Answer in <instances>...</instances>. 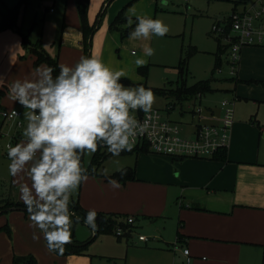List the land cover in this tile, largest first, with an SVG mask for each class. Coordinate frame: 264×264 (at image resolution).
<instances>
[{"label": "crops", "instance_id": "crops-1", "mask_svg": "<svg viewBox=\"0 0 264 264\" xmlns=\"http://www.w3.org/2000/svg\"><path fill=\"white\" fill-rule=\"evenodd\" d=\"M131 1L133 0H111V3L105 5L107 0H89L87 20L90 26L95 23L99 11L105 6L101 22L92 36L90 54L101 58L114 70L118 65H114L108 49L113 48V43L116 44L118 35L121 34L118 30H110V23L126 5H129L126 13L130 15L134 6L143 3L150 10L153 3V0ZM60 2L63 21L58 37L57 60L59 65L72 66L84 56L77 0ZM49 10L54 12L52 7ZM128 25H121V28ZM126 37L121 45L124 50L131 46V38L129 35ZM139 45H144L142 40H139ZM25 51L20 35L11 30L0 32V76L5 79V83L0 86L4 93L0 99V110L18 105L9 98L8 85L16 79L32 78L35 56L27 53L21 59L20 56ZM130 52L134 55V51ZM125 64L130 70L131 63ZM124 74L122 78L140 83L132 81L128 72ZM262 97L264 96L259 98ZM208 109L207 113L220 115L219 107ZM136 149L138 151L120 154L129 156L121 165L133 167L135 179L144 181L150 191L155 192L157 188H161L166 192L173 191L176 196L174 207L168 213L169 221L175 227V240L168 242L159 234V243L155 247V251H158L157 258L144 264H264V120L234 115L229 143L225 148L226 161H218L213 157L174 158L153 154L148 149ZM131 157L136 159L134 166H131ZM101 177L103 183L102 180L88 179L82 184L78 203L86 210L134 216L131 232L124 236L125 243L130 245L138 217L148 218L152 223L159 221L165 197H156L149 202V207H145V200H139L134 193L121 190V185L124 189L127 188L126 183H119V188H113L108 183L110 176L101 175L100 179ZM82 225L88 232L78 235L79 237L76 236L74 226V237L80 242L94 235L87 225ZM34 233L39 237L38 240L33 239ZM98 237L99 235L92 242ZM115 237L117 241L122 240L121 237ZM102 240L110 242L109 239ZM184 249L189 251V262L183 253ZM28 255H32L37 264H100L105 256L99 249H86L82 254H55L48 250L43 234L31 225L29 214L18 209L4 210L0 213V264H13L14 256Z\"/></svg>", "mask_w": 264, "mask_h": 264}, {"label": "rangeland", "instance_id": "rangeland-1", "mask_svg": "<svg viewBox=\"0 0 264 264\" xmlns=\"http://www.w3.org/2000/svg\"><path fill=\"white\" fill-rule=\"evenodd\" d=\"M19 1L0 0V19L1 14L6 13L7 9L16 7ZM254 1L188 0L184 2L182 0H168L167 6L163 7L161 6V0H157L156 5L155 0H153L150 10L143 3L138 4L133 9L136 15L161 19L168 26L169 31L163 37L152 36L150 40L139 39L143 41V46L139 45V40L131 39V46H128L127 50L121 48L127 37L122 38L118 35L116 44L113 43V48L108 49V51L113 57L114 65H118L116 70L128 72L132 81L143 83L138 86L145 87L146 85L162 90V92L165 91V95L154 92L155 103L153 108L162 111L167 108L170 109V114H165V116L181 124L182 131L180 135L183 137H190L193 131L196 119L191 111L194 104H198V101L195 100V96L190 94H180V97L176 95L175 92L181 86V83H185L188 87L198 81L212 78L210 83L212 91L201 95V106L203 108L215 109L219 107L221 101L227 99L234 102V115L247 119L256 117L264 120V97L259 98L264 96V46H245L239 54L240 60L234 75L230 71L228 49L224 52L221 51V64L218 69L214 70V53L218 44L221 46L226 41L223 37H220L219 32L213 31V25L223 24L232 11H242L244 7L249 8ZM51 7L54 12H50L49 8ZM62 21L60 0H55V2L54 0H28L26 5L20 4L18 7L17 26L30 39L39 40L41 47L51 56H56L59 49L58 37ZM125 24H127V21ZM6 30L18 34L12 29H5L0 32L3 33ZM146 46L154 49V54L150 57L144 54ZM130 51H134V55ZM25 55L27 56L26 51L20 58L23 59ZM181 57L187 58L182 76L179 69ZM138 58L145 60L146 63L143 66L134 64ZM119 61L124 62L119 63ZM125 63H131V66L129 65L130 70ZM138 68L144 70L145 74L142 75ZM254 99H262V101L258 100V102ZM5 109H15L20 114L18 119H24L23 121H25L24 112L26 110L19 103L14 107ZM25 123L27 124V121ZM22 133L23 129H18L14 121H4L0 116V197H9L18 201H22L19 200L20 191L16 182L18 177H13L9 173L10 160L7 156V144L13 138V146L21 142L24 139ZM91 158L92 154H85L82 165L89 167ZM127 159H129V156L111 155L100 165L93 168V174H88V179L100 181L102 180V177L100 179L101 175L112 176L114 172L126 167L121 164ZM131 160V166H134L136 159L131 157ZM131 168L134 170L133 167ZM135 178L134 171V176L124 180V182L117 180L119 183H126L127 185L126 189L121 185V190H127L130 194L134 193L139 200H145V207H149V202L156 197H165V204L160 213L162 218L152 223L148 218L138 217L136 228L132 232L130 245L125 243L124 236L121 237L122 240L117 241L115 234L99 235L96 240L88 245L87 249H99L100 253L105 255L100 264H144L145 262H152L157 258L158 251H155V247L159 243L157 238L159 234L168 242H174L175 240V227L168 218V213L174 207L176 200L174 192H166L161 188H157L155 192H152L147 188L144 181ZM25 181L30 185L31 182L27 180L26 174ZM103 182L102 180L101 183ZM81 188L82 184L72 194L71 200L78 201L77 198ZM9 198H1L0 205H3L1 201L8 202ZM75 226L76 236H82L88 232L86 227L80 223ZM139 235L145 236L148 241L138 242L137 237ZM102 239H109L110 242L107 243Z\"/></svg>", "mask_w": 264, "mask_h": 264}, {"label": "clouds", "instance_id": "clouds-1", "mask_svg": "<svg viewBox=\"0 0 264 264\" xmlns=\"http://www.w3.org/2000/svg\"><path fill=\"white\" fill-rule=\"evenodd\" d=\"M167 3L161 0V6ZM133 16L131 39L150 40L169 31L161 19L136 15L134 10L130 15L126 13L130 26ZM144 54L150 57L154 49L146 46ZM135 63L143 66L146 61L138 58ZM54 71L49 65H40L31 79H16L8 85L9 98L26 110L27 124L24 139L15 146L7 145V156L9 173L18 177L16 182L31 225L43 234L49 251L62 254L70 243L72 217L80 220L69 205L72 194L88 180L82 157L94 154L102 145L114 156L131 151L137 137L150 126V118L140 121L134 113L149 114L155 95L142 85L126 86L121 82L124 72L114 70L96 56H82L72 66L59 65L55 76ZM4 83L0 76V86ZM108 183L120 187L115 179L110 178ZM96 218L97 212L89 210L84 223L96 230ZM33 239L39 237L34 233Z\"/></svg>", "mask_w": 264, "mask_h": 264}, {"label": "built area", "instance_id": "built-area-1", "mask_svg": "<svg viewBox=\"0 0 264 264\" xmlns=\"http://www.w3.org/2000/svg\"><path fill=\"white\" fill-rule=\"evenodd\" d=\"M213 31L219 32L220 37H223L229 45L227 49L230 71L234 75L240 60L239 54L244 46H264V0H255L249 8L244 7L242 11H232L223 24L213 25ZM201 95L202 93L195 95L198 104H194L191 114L196 122L190 137L181 136V124L165 116V114H170L168 108L165 111L152 108L149 114L134 113L140 121L150 118V126L143 136L137 137L133 148H146L153 154L174 158H212L219 150L225 149L229 143V132L234 123V102L227 99L221 101L219 103L220 115L217 116L207 113V109L201 106ZM13 112L17 115H13ZM0 116L4 121H14L20 130L26 127L25 121L18 119L20 114L15 109H1ZM13 139L7 145H12ZM104 148L108 151L105 146ZM126 222L131 225L135 222V218L127 217ZM128 232L129 230L117 227L114 234L117 237H123ZM137 238L142 242L148 241L143 235ZM183 253L189 262L188 249H184Z\"/></svg>", "mask_w": 264, "mask_h": 264}, {"label": "trees", "instance_id": "trees-1", "mask_svg": "<svg viewBox=\"0 0 264 264\" xmlns=\"http://www.w3.org/2000/svg\"><path fill=\"white\" fill-rule=\"evenodd\" d=\"M111 0H107L105 3L108 4L110 3ZM136 1V0H133ZM131 1V3L133 2ZM28 3V0H20L19 4L16 7L10 8L6 10V13L1 15L0 19V31L5 30V29H12L16 31L20 37H21V45L22 47L26 50L27 53L33 54L35 56V60L33 62V67L36 68L42 64L49 65L55 69L53 75L55 76L58 71H59V64L57 60V55L56 56H51L48 54L47 51H45L40 44V41H31L30 38L28 37L27 34L23 33L21 29L17 26L16 24V17H17V12H18V7L20 4L26 5ZM88 5H89V0H77L76 7H77V12L79 16V21L81 25V31L83 35V48H84V56L85 57H90V48H91V41H92V36L97 29L99 23L101 22V19L104 15V7L99 11L97 15V19L93 25H89V22L87 20V10H88ZM129 5L124 6L121 8L114 20L110 23V30H118L120 31L121 37L124 38L129 35V33L134 29L135 27V18H133V24L130 26L128 25L126 28H121V25L125 24L126 20V9ZM153 18V17H150ZM154 19V18H153ZM228 44H222L221 46L218 44L217 50L214 53L215 56V66L214 70L218 69L221 61H220V53L221 51L224 52L228 48ZM187 58H180L179 61V69H180V74L182 76L184 67H185V61ZM138 71L144 75L145 71L141 70V68H138ZM121 82L125 84L126 86H138L143 83H133L127 78H122ZM212 78L209 80H201L196 82L195 84L191 86H186L185 83H181V86L177 88L176 90V95L180 97V94H190L192 96H195L197 93H205L212 91L211 83ZM145 88H150L153 92L163 94L165 95V91L162 92V90L159 89H154L151 87H147L145 85ZM3 94V91L0 90V96ZM141 151H147L146 148H138ZM138 151L136 148L132 149L131 151H124L121 154H129L132 151ZM112 155L109 151H106L104 146H100L98 150L92 154L91 162L89 167H83L87 169L88 174H93V168L95 166L100 165L108 156ZM212 159L218 160V161H226V150H219ZM124 172L126 173L125 175H121V173ZM134 176V170L130 167L123 168L119 171H116L110 176L109 178L111 179H116L120 182H124V180L133 177ZM3 205H0V213H3L4 210H9V209H18L23 211L25 214H29L25 208L24 203L14 201L12 199L7 201H1ZM70 211L74 212L77 216L80 217L79 222L76 221V216L72 217L73 220V225L71 228V239L73 243L77 245H70L69 243L64 246V251L62 254L59 252H54L55 254L58 255H67V254H82L86 251L87 246L92 242V240L100 235V234H112L114 235V231L117 227H121L125 230H129L131 232V225L126 222L127 217H131L128 215H121V214H114V213H104V212H97V218H96V225L97 228L96 230H92L87 224L84 223V218L89 210H86L80 206L78 201H70L69 205ZM134 217V216H133ZM77 223H82L87 225L92 231H93V236L89 238L86 241L80 242L77 241L74 237V226ZM9 233V231L7 230ZM13 264H37L35 258L32 255L28 256H14L12 260Z\"/></svg>", "mask_w": 264, "mask_h": 264}, {"label": "water", "instance_id": "water-1", "mask_svg": "<svg viewBox=\"0 0 264 264\" xmlns=\"http://www.w3.org/2000/svg\"><path fill=\"white\" fill-rule=\"evenodd\" d=\"M91 38H92V37H91ZM82 159H83V157H82ZM69 244H70V245H77V244L73 243L72 241H70Z\"/></svg>", "mask_w": 264, "mask_h": 264}]
</instances>
